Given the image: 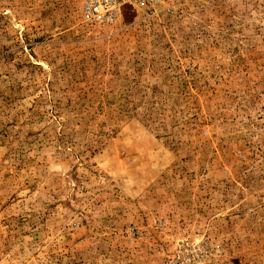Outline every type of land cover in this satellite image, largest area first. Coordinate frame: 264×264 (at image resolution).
<instances>
[{
  "label": "rangeland",
  "instance_id": "374dc122",
  "mask_svg": "<svg viewBox=\"0 0 264 264\" xmlns=\"http://www.w3.org/2000/svg\"><path fill=\"white\" fill-rule=\"evenodd\" d=\"M83 1L0 0V264H264V0Z\"/></svg>",
  "mask_w": 264,
  "mask_h": 264
},
{
  "label": "built area",
  "instance_id": "2783aa9c",
  "mask_svg": "<svg viewBox=\"0 0 264 264\" xmlns=\"http://www.w3.org/2000/svg\"><path fill=\"white\" fill-rule=\"evenodd\" d=\"M169 0H84L81 7L83 20L90 25L114 23L121 16L124 7L133 9L153 8Z\"/></svg>",
  "mask_w": 264,
  "mask_h": 264
}]
</instances>
